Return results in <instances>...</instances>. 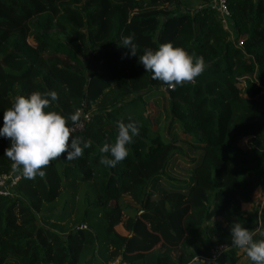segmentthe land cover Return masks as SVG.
Wrapping results in <instances>:
<instances>
[{
  "label": "trees",
  "instance_id": "16d2710c",
  "mask_svg": "<svg viewBox=\"0 0 264 264\" xmlns=\"http://www.w3.org/2000/svg\"><path fill=\"white\" fill-rule=\"evenodd\" d=\"M226 2L232 33L211 0H0V124L16 96L54 90L46 111L88 113L71 138L91 143L0 197V264H236L246 255L231 223L264 239V207L241 208L264 192V0ZM129 33L141 48L171 42L203 56L206 69L166 91L136 57L121 58ZM160 101L162 122L149 110ZM129 118L140 132L128 156L100 165L99 148ZM8 146L0 137V173ZM187 152L189 182L156 195Z\"/></svg>",
  "mask_w": 264,
  "mask_h": 264
},
{
  "label": "clouds",
  "instance_id": "9594fccd",
  "mask_svg": "<svg viewBox=\"0 0 264 264\" xmlns=\"http://www.w3.org/2000/svg\"><path fill=\"white\" fill-rule=\"evenodd\" d=\"M118 46L126 50L121 53L122 59L136 57L144 72L151 73L153 80L162 82L169 90L194 82L206 69L203 56L189 54L171 42L162 43L157 49L141 48L135 34L129 33L121 38ZM56 101L58 94L54 90L37 91L16 96L11 107L3 111L0 137L9 140L3 155L12 162L14 172L20 171L23 179L43 177L42 169L50 161L62 156L68 161L75 160L91 147L90 142L81 146L76 138H71L80 126L81 111L76 110L67 118L55 111H46ZM116 126L115 142L104 143L99 148L105 155H101L98 163L106 168L116 167L128 156L126 145L133 143L140 132L138 122L131 118L127 123L117 121ZM229 234L232 245L243 250L251 264H264V239H254V233L238 222L231 223Z\"/></svg>",
  "mask_w": 264,
  "mask_h": 264
},
{
  "label": "rangeland",
  "instance_id": "374dc122",
  "mask_svg": "<svg viewBox=\"0 0 264 264\" xmlns=\"http://www.w3.org/2000/svg\"><path fill=\"white\" fill-rule=\"evenodd\" d=\"M227 27L229 28V26ZM149 108H150L149 110H151L152 112H161L159 122H162L164 120L165 115L161 107V101L158 104L149 106ZM248 144H249V138H244L239 142V145L242 148H246ZM193 156L194 155L190 156V152H187L186 155H183L182 157H175L173 160H171L169 167L166 170L164 177L162 178V181L152 186L154 193L156 195L165 193L168 187L174 186V184L170 182V180L172 179L189 182L191 175L190 158ZM257 207L259 208L264 207V192H261L259 190L253 193L252 204H243L241 206L244 212H247L248 210L254 211ZM215 220H222V219L218 218ZM238 252H239L238 255L240 256L242 250L240 249ZM247 261H248L247 256H240L236 264H246Z\"/></svg>",
  "mask_w": 264,
  "mask_h": 264
},
{
  "label": "built area",
  "instance_id": "2783aa9c",
  "mask_svg": "<svg viewBox=\"0 0 264 264\" xmlns=\"http://www.w3.org/2000/svg\"><path fill=\"white\" fill-rule=\"evenodd\" d=\"M212 6L215 8L217 13L219 14L223 27L225 30L229 31L232 33V28L230 27V11L228 9V5L226 0H211ZM229 26V28L227 27ZM81 111V122L80 126L76 128V130L72 133H78L83 130L85 122L89 119V114L84 113L82 110ZM20 171H13L12 170V164L10 166V170L6 173H0V197L1 196H8L12 195L14 192V188L16 184L19 182L21 179ZM225 248L223 246H217L215 249L212 251V257L213 259L218 258V256L221 254V252ZM116 264V263H112Z\"/></svg>",
  "mask_w": 264,
  "mask_h": 264
},
{
  "label": "water",
  "instance_id": "95a60500",
  "mask_svg": "<svg viewBox=\"0 0 264 264\" xmlns=\"http://www.w3.org/2000/svg\"><path fill=\"white\" fill-rule=\"evenodd\" d=\"M164 89H165L166 91H168V88H167V87H165ZM193 264H197V263H193Z\"/></svg>",
  "mask_w": 264,
  "mask_h": 264
},
{
  "label": "crops",
  "instance_id": "0c3cea01",
  "mask_svg": "<svg viewBox=\"0 0 264 264\" xmlns=\"http://www.w3.org/2000/svg\"><path fill=\"white\" fill-rule=\"evenodd\" d=\"M243 205V204H242Z\"/></svg>",
  "mask_w": 264,
  "mask_h": 264
}]
</instances>
